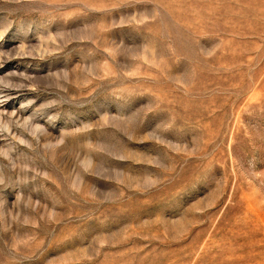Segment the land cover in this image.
Here are the masks:
<instances>
[{"label": "rangeland", "instance_id": "374dc122", "mask_svg": "<svg viewBox=\"0 0 264 264\" xmlns=\"http://www.w3.org/2000/svg\"><path fill=\"white\" fill-rule=\"evenodd\" d=\"M0 264H264V0H0Z\"/></svg>", "mask_w": 264, "mask_h": 264}]
</instances>
